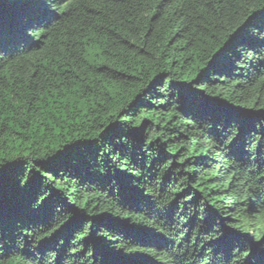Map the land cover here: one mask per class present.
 <instances>
[{"label":"trees","instance_id":"1","mask_svg":"<svg viewBox=\"0 0 264 264\" xmlns=\"http://www.w3.org/2000/svg\"><path fill=\"white\" fill-rule=\"evenodd\" d=\"M0 264H264V0H0Z\"/></svg>","mask_w":264,"mask_h":264}]
</instances>
